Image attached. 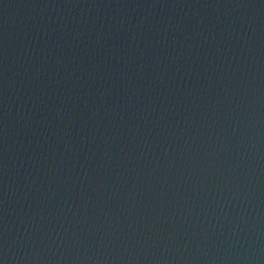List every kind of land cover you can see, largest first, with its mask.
Returning a JSON list of instances; mask_svg holds the SVG:
<instances>
[{
	"label": "water",
	"instance_id": "water-1",
	"mask_svg": "<svg viewBox=\"0 0 264 264\" xmlns=\"http://www.w3.org/2000/svg\"><path fill=\"white\" fill-rule=\"evenodd\" d=\"M0 264H264V0H0Z\"/></svg>",
	"mask_w": 264,
	"mask_h": 264
}]
</instances>
